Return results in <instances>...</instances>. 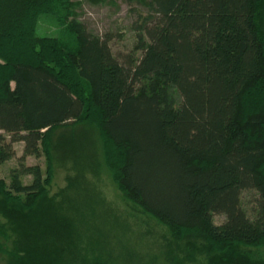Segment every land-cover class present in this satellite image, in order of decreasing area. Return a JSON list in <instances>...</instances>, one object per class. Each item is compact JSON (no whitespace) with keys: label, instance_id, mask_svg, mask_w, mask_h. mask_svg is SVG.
<instances>
[{"label":"trees","instance_id":"1","mask_svg":"<svg viewBox=\"0 0 264 264\" xmlns=\"http://www.w3.org/2000/svg\"><path fill=\"white\" fill-rule=\"evenodd\" d=\"M126 1L145 13L133 47L114 52L113 35L67 0H0V164L23 144L0 179V253L9 264H264V0ZM48 16L54 34H38ZM86 121L123 195L176 243L77 240L74 222L94 211L52 204L49 150L56 128ZM41 154L46 173L25 163ZM245 190L257 194L252 217Z\"/></svg>","mask_w":264,"mask_h":264},{"label":"rangeland","instance_id":"2","mask_svg":"<svg viewBox=\"0 0 264 264\" xmlns=\"http://www.w3.org/2000/svg\"><path fill=\"white\" fill-rule=\"evenodd\" d=\"M67 1L70 11L77 13L78 19L89 30L98 34L110 32L113 35L110 44L114 52L127 51L133 47L135 23L139 20L137 15L145 13L139 5H129L126 0ZM54 26V17H41L37 33L53 35ZM22 147L21 142L15 143V156L0 164V179L7 184L10 170L18 165L17 158L22 154ZM49 154L47 192L52 204L66 212H73L77 206L87 202L89 204L85 205V209L94 211L92 218L83 217L74 222L75 228L83 236H76L81 243L105 238L104 241L108 240V243H114L117 247L121 245L133 250L139 247L137 240L140 238L144 246L154 251L176 243L171 239L167 227L128 200L118 188L104 163L101 139L94 124L86 121L56 128L51 135ZM25 163L38 164L46 173L47 160L44 154L39 157L27 156ZM22 179L27 183L30 176ZM256 197L253 190L242 192V206L250 217L253 216ZM223 220V215L213 216L215 224ZM3 221L0 215V222ZM97 226L101 227L100 233L97 232ZM93 227H96L94 232L91 230ZM261 252L264 256V249ZM0 264H9L5 253H0Z\"/></svg>","mask_w":264,"mask_h":264}]
</instances>
